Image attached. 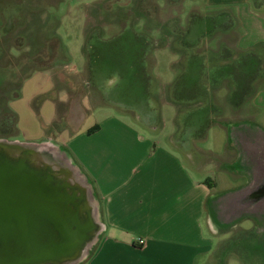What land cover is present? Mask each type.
<instances>
[{
    "label": "rangeland",
    "instance_id": "rangeland-1",
    "mask_svg": "<svg viewBox=\"0 0 264 264\" xmlns=\"http://www.w3.org/2000/svg\"><path fill=\"white\" fill-rule=\"evenodd\" d=\"M201 1L0 0V75L7 81L2 97L5 108L0 110V139L29 143L36 148L47 150L65 163L77 181L86 187L88 193L92 192L91 187L85 183L83 175L66 154L50 140L42 139L49 131L45 122L53 113L52 102L44 99L38 110L30 103L33 96L51 87L50 74L53 73L56 86H63L67 91L69 90L72 107H78L83 103L85 95L93 100L91 104L85 106L88 111L84 119L79 120L78 125H73L71 131L81 130L91 122L99 123L105 118H113L138 132L136 126L139 125L136 122L141 121L144 127L139 126V128L145 133L144 135L149 136L151 142L159 140L160 144L167 145L165 136L170 131H174L176 125L174 142L176 139L186 138H191L193 141L194 145L190 144V139L187 140L189 144L184 142L183 149L186 151H200L201 155V150L210 151L214 155L212 157L222 155L228 147L223 128H232L233 126L229 124L236 123L242 117L258 124L264 123L261 108H258L257 112H252L250 108L251 94L263 81L260 79L254 81L260 65L258 58L257 70L256 66L252 71L251 67L246 68V65L238 67L239 72H245L239 80H237V66L232 65L234 68L222 66L228 65L229 60L239 57H243V61L245 60L249 65L248 59L251 56L245 53L249 52L254 56L255 54L251 50L241 51L237 48L238 35L244 33L238 25V19L234 18L229 10L203 8ZM246 2L248 5L242 7L243 13L247 10L248 13L257 16V10L264 12V0L263 2L246 0ZM194 6L196 7L191 11H187ZM99 7L101 8L98 10ZM103 8L107 9L104 11ZM7 12H11L13 24L20 23L19 29L22 28L23 32L20 36L12 33L2 35V24L8 21ZM145 13H147L146 19L149 15L147 20L151 18L153 20L147 21L144 18ZM192 14L209 19L192 18ZM228 15L231 24L227 22L228 24L224 26L223 23ZM199 20L204 22L196 24ZM151 22L163 24L169 32L164 31L165 35L162 34L160 37L158 31L154 29L155 25H150ZM262 23L264 27V20ZM245 25L243 26L246 28ZM258 37H264V30L260 31ZM250 39L249 35H245V42ZM61 43L67 49H63ZM142 44L144 46L148 44V50L143 58L137 51L142 48ZM185 46L188 47V52ZM14 47L18 50L15 51ZM189 51L202 54L204 67H209V71H204L200 75L198 71L197 74L195 72V83L207 87L210 102L216 108V112H212L209 116V121L211 118L217 119V122H209L203 127L204 129L198 128L194 135L184 131L179 117L187 109L197 105V108H201L203 104L193 102L177 105L171 95L172 84L177 75L184 71V60ZM8 54L16 56L8 58ZM28 54L32 55L33 60L29 63L26 62ZM68 54L71 61L67 58L63 60ZM139 61L142 63L140 64ZM33 68H46L49 72L38 70L23 76ZM233 69L234 77L230 76ZM260 71L264 73V67H261ZM210 74L215 77V81L208 78ZM21 75L23 78L20 94L16 97L17 90L11 87L15 86L13 81L16 76ZM140 85L145 87V108L142 103L137 104L139 100L135 96L136 88H140ZM238 92H244L240 94L238 105H230L227 97L231 95L235 97ZM38 99L34 102L38 103ZM131 102L136 104L134 105L136 109H131L133 108ZM65 106L68 105L58 107L59 115L55 116L54 122L59 121V116L60 118L64 116L62 112ZM142 108L143 112L140 110ZM101 127L103 129L100 134L104 135V125ZM200 129H203L202 133ZM107 132L112 133L110 129H107ZM3 133L9 135L3 137L1 135ZM199 133L201 134L197 135ZM229 151L230 155H233L234 150ZM194 155L197 153L195 152ZM204 156L203 154L199 158L205 168L201 169L202 172H193L195 176L200 177L205 174L207 180H212L214 191L228 190L241 183L242 179L239 176L231 177L227 173L212 169L211 159ZM89 201L94 219L97 220V206H94V197L91 194ZM251 227L253 225L250 218H241L237 223L226 225L224 230H217L218 234L212 237L214 245L216 242L217 244L212 255L209 254L212 257L210 262L206 264H220V260L222 264H241L232 252L225 251L222 258L218 253L221 252L220 246L230 237ZM94 241L95 236L83 248L77 259L64 264H81L93 249ZM248 245L252 249H258L257 240L249 242Z\"/></svg>",
    "mask_w": 264,
    "mask_h": 264
},
{
    "label": "crops",
    "instance_id": "crops-1",
    "mask_svg": "<svg viewBox=\"0 0 264 264\" xmlns=\"http://www.w3.org/2000/svg\"><path fill=\"white\" fill-rule=\"evenodd\" d=\"M201 2L203 8H223L238 19L244 34L239 33L236 46L241 51L251 50L259 59L254 81H263L251 94L250 108L252 112L261 108L264 114V73L260 71L264 67V37H258L264 30V12L257 10L258 17L247 10L243 13L242 7L248 5L246 0ZM245 35L251 38L248 42L244 41ZM60 45L67 49L63 43ZM66 58L71 61L69 54L63 60ZM53 76L50 74L51 87L33 96L30 103L38 110L44 99L52 102L53 113L44 124L49 131L42 139L50 140L63 151L92 189L90 194L97 206L99 228L93 249L81 264H206L217 244L214 245L212 237L218 234V227L237 223L241 218H250L255 228L259 226V237H263L264 123L239 118L229 124L232 128H223L228 151L212 157L210 151L201 150L202 155L211 159L212 169L242 179L231 189L214 191V183L205 174L194 175L193 171L205 167L199 158L200 151L194 155L195 152L183 149L189 139L194 145L192 139L174 142L176 125L165 136L167 145L160 144L159 140L151 142L139 128L144 127L141 121L136 122L138 132L113 118L71 131L73 125L84 119L88 111L85 106L93 100L85 95L86 102L72 107L69 90L56 86ZM21 80L16 97L20 94ZM144 93V86L136 88L137 104L142 103L145 108ZM36 99L38 103L34 102ZM60 105L68 106L62 112L64 116L54 122ZM134 105L131 109H136ZM140 110L143 112V108ZM103 125L105 131L101 135ZM231 149L233 155H230ZM137 238L143 239L142 245L136 243Z\"/></svg>",
    "mask_w": 264,
    "mask_h": 264
},
{
    "label": "water",
    "instance_id": "water-1",
    "mask_svg": "<svg viewBox=\"0 0 264 264\" xmlns=\"http://www.w3.org/2000/svg\"><path fill=\"white\" fill-rule=\"evenodd\" d=\"M86 187L63 161L0 139V264H64L99 228Z\"/></svg>",
    "mask_w": 264,
    "mask_h": 264
},
{
    "label": "trees",
    "instance_id": "trees-1",
    "mask_svg": "<svg viewBox=\"0 0 264 264\" xmlns=\"http://www.w3.org/2000/svg\"><path fill=\"white\" fill-rule=\"evenodd\" d=\"M172 1L175 2V1H179V0H172ZM146 14L147 13L144 14V18H145ZM193 17H197V16L195 14H192V18ZM197 18L209 19L208 17H204V16L203 17L198 16ZM147 19H149V15L147 16ZM151 20H153V19L151 18L150 20H147V21H151ZM202 22H204V20H199L196 22V24L197 23L199 24ZM227 22L231 24V19H230L229 15H228V18H226V21L223 23L224 26H226L228 24ZM150 25L151 26L155 25L154 27L157 29L160 37L162 36V34L165 35L164 31L169 32L167 30L166 26L164 27L163 24H161L159 22L156 24L154 22H151ZM154 45H157V43H154ZM184 48L188 52V47L185 46ZM147 50H148V44H145V46H144V44H142V48H140L137 51H138V54L143 58L144 55H146ZM136 52H135V55H136ZM245 54H247V56H251L248 59L249 65H248V62H246L245 60L243 61V59H242L243 57H239L240 59L239 58L232 59L231 61L229 60L228 65H222V66H228L229 68L233 67L232 65H234V67L237 66V72H238L237 73V80L241 79L242 75L245 74L244 71L243 72L240 71L241 73L239 72V69H238L239 66L241 67L242 65L243 66L246 65V68L251 67L250 68L251 71H252V68L255 69V66H256V70L258 69L257 57H255L253 54H251L249 52H247ZM244 57H245V55H244ZM184 61H185L184 71L182 73L178 74L177 77L175 78V81L173 82L172 87H171V95L173 97V101L177 102V105H179L181 103H193V102H199V105L203 104L201 108H197L198 107V105H197V107L187 109L179 117L181 124H182V128L184 129V131H187V134L194 135L195 133H197L196 131L198 128L205 127L207 124H209V122H217V119H215V118H211V121H209V116L211 115L212 112H214L216 110V108L210 102L207 87L203 84L201 85L198 83V85H197L195 83V81H196L195 72L197 74V71H198V73L200 75V73L202 74L204 71H207V70L209 71V67H204V65H203L202 54H199L198 52L197 53L190 52L189 54H187L186 59ZM141 63L142 62H140V64ZM32 70L35 71V70H49V69L33 68ZM256 70H254V71H256ZM233 73H234V69L232 70V74H230V76H233L234 75ZM239 73H240V75H239ZM199 78H200V76H199ZM208 78L212 81L213 80L215 81V77L211 74H210V77H208ZM53 79H54V82H56L54 76H53ZM243 93L244 92H238L237 96H235V97H232V95L228 96L227 102H229V104L232 106H235L236 104L238 105V102H239L240 97H241L240 94H243ZM135 96H136V99L138 100L139 97L137 98L136 94H135ZM203 129H200L199 131L202 133ZM87 132H90V130H88ZM201 133H199L197 135H200ZM1 135L3 137L6 136V134H1ZM224 229H225V227H218V231H221ZM258 231H259V226H258V228H255L253 225V227H251L249 229H243L242 232L236 233L234 236L230 237L227 241H225V243H223L222 246H220L221 252H219L218 255H220L222 258L225 251L226 252H232L238 257L241 264H264V234L263 233L261 234L263 237H259ZM256 240H257V245H258L257 248L258 249H256V248L252 249V247L249 246L248 244H249V242L252 243V241H256ZM220 264H222L221 260H220Z\"/></svg>",
    "mask_w": 264,
    "mask_h": 264
},
{
    "label": "flooded vegetation",
    "instance_id": "flooded-vegetation-1",
    "mask_svg": "<svg viewBox=\"0 0 264 264\" xmlns=\"http://www.w3.org/2000/svg\"><path fill=\"white\" fill-rule=\"evenodd\" d=\"M7 14V19H8V21H5V23H3L2 24V35H4L5 33H12V35H21L23 32L21 31L22 30V28L21 29H19V26H21L20 25V23L18 24V25H16L15 24V22H14V24H13V22L11 21V12H7L6 13ZM20 45V44H19ZM27 46V45H26ZM11 47V46H10ZM10 47H9V49H10ZM17 47V46H16ZM16 47H14L15 48V51H17L18 49L16 48ZM0 50H1V47H0ZM19 52V51H18ZM29 55V54H28ZM15 57L16 55H13V54H8V58L9 57ZM20 55H18V57H19ZM33 56H36V54H33ZM28 57V56H27ZM33 60H32V55H29V57H28V59L26 60V62H32ZM31 64V63H30ZM33 72V70L32 69H30L27 73H24V75L23 76H28V75H30L31 73ZM19 73H21V72H18V74ZM30 73V74H29ZM23 76L21 75V76H19V77H17L16 76V78L14 79V83H15V86L14 87H11V89H17V87H18V85H19V83H20V80L23 78ZM7 81H6V79L4 78V77H2L1 75H0V110L2 109V106H3V99H2V97L4 96V91H5V83H6ZM13 84V83H12ZM11 85V84H10ZM14 96V95H13ZM3 134H6V135H9V133H3Z\"/></svg>",
    "mask_w": 264,
    "mask_h": 264
},
{
    "label": "built area",
    "instance_id": "built-area-1",
    "mask_svg": "<svg viewBox=\"0 0 264 264\" xmlns=\"http://www.w3.org/2000/svg\"><path fill=\"white\" fill-rule=\"evenodd\" d=\"M136 243H137L138 245H142V243H143V239H142V238H137V239H136Z\"/></svg>",
    "mask_w": 264,
    "mask_h": 264
}]
</instances>
